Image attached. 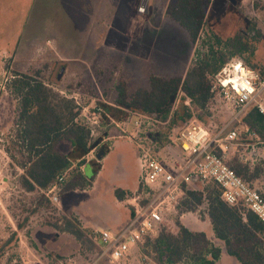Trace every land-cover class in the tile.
Here are the masks:
<instances>
[{
  "label": "rangeland",
  "instance_id": "1",
  "mask_svg": "<svg viewBox=\"0 0 264 264\" xmlns=\"http://www.w3.org/2000/svg\"><path fill=\"white\" fill-rule=\"evenodd\" d=\"M176 1L0 0V264H88L101 247L85 226H109L112 231L124 227L119 219L126 220L124 207L130 208L126 202L123 208L118 206L115 190L136 184L141 170L135 143L147 142L153 150L148 135L161 126L156 123L136 135L133 118L117 104L118 86L131 97L150 87L151 76H184L204 53L203 40L210 28L223 38L242 31L252 51L245 54V63L257 71L264 69V0H236L235 5L232 0H204L205 24L195 43L171 16ZM16 74L45 83L60 107L68 99L74 101L77 120L91 128V142L98 144L89 155L93 163L84 169L87 177L100 170L92 189L65 193L62 183L55 203L47 189L24 187L22 166L28 153L17 135L19 98L11 86ZM262 99L264 103V94ZM193 110L192 117L215 134L232 112L212 97L206 109L193 105ZM110 145L112 151L99 166L97 151ZM56 149L74 156L69 140L59 141ZM161 154L169 159L168 151ZM234 158L231 151L230 166ZM78 162L74 161V170ZM260 167V176L245 182L264 194V164ZM139 187L140 179L129 198ZM207 208L204 201L194 212L180 209L173 221L189 230L196 221L205 228L210 220ZM67 218H78L87 231L82 242L63 231ZM166 228L174 233L175 223ZM144 254L140 245L124 264H152Z\"/></svg>",
  "mask_w": 264,
  "mask_h": 264
},
{
  "label": "trees",
  "instance_id": "2",
  "mask_svg": "<svg viewBox=\"0 0 264 264\" xmlns=\"http://www.w3.org/2000/svg\"><path fill=\"white\" fill-rule=\"evenodd\" d=\"M203 1L177 0L171 10L172 18L188 31L193 43L199 39L205 24ZM203 51L184 76L168 79L151 76L150 87L136 90L131 97L124 86H118L117 104L127 109V118L141 112L150 115L161 126V130L150 134L156 150L168 149L174 137L192 119L185 105L174 109L180 88L192 98L197 109H206L212 97V78L230 60L246 64L245 54L252 52L242 31L223 38L211 28L207 39L203 40ZM258 72L264 79V69ZM11 86L19 98L18 139L28 153L27 162L22 166L24 187L28 191L36 188L48 190L58 176L64 174L63 192L90 188L99 168L87 177L81 167L86 163L85 156L98 144L91 142V128L77 120L79 112L75 111L74 101L68 99L60 107L59 103H54L56 96L45 83L26 74H16ZM242 121L264 138V114L256 106L249 109ZM62 139L70 141L74 156L56 149ZM102 150L107 153L108 149L104 147ZM75 160L79 162L74 170ZM260 166L251 169L237 158L231 163V167L246 182L260 176ZM260 194L264 198V194ZM115 195L119 201L129 199L128 192L120 188L115 190ZM221 195L222 189L213 181L202 190L188 188L180 209L194 212L204 201L207 202L206 215L210 218L215 236L224 242L227 253L241 264H264V223L243 204L230 205L222 200ZM62 229L80 242L87 232L78 218L65 219ZM140 245L152 264H216L221 255V249L204 232L191 231L177 220L174 233L163 228L153 239L142 238Z\"/></svg>",
  "mask_w": 264,
  "mask_h": 264
},
{
  "label": "built area",
  "instance_id": "3",
  "mask_svg": "<svg viewBox=\"0 0 264 264\" xmlns=\"http://www.w3.org/2000/svg\"><path fill=\"white\" fill-rule=\"evenodd\" d=\"M211 93L214 100L224 102L232 110L230 120L216 134L193 115L166 150H156L152 139L153 150L147 142L135 143L141 187L126 201L133 216L116 231L90 230V237L99 244L101 252L88 264H124L142 238L153 239L163 228L175 223L173 220L179 214L186 189L202 190L210 181L222 189V200L230 205L243 204L264 223V198L227 162L229 153L234 151L250 168L264 163V140L242 121L252 106L264 114V79L257 70L233 59L212 78ZM181 102L194 111L192 98L180 88L174 109ZM131 117L138 136L157 123L141 112ZM162 151H168L169 159L164 158ZM64 179V174L58 176L47 190L55 203L59 202L57 192Z\"/></svg>",
  "mask_w": 264,
  "mask_h": 264
},
{
  "label": "crops",
  "instance_id": "4",
  "mask_svg": "<svg viewBox=\"0 0 264 264\" xmlns=\"http://www.w3.org/2000/svg\"><path fill=\"white\" fill-rule=\"evenodd\" d=\"M95 149V148H94ZM94 149H92L89 153H88V155H86V163L81 167V170L83 171V173L85 174V167H86V165L88 164V163H93V158H89V155H91V153H93L94 152ZM112 151V145H110V147H109V149L107 150V153H105V155H104V157L102 158V159H100V160H95V162L96 163H99V166L101 165V162L108 156V154L110 153ZM140 167V166H139ZM99 172H100V170L98 171V173H97V175H96V178H95V180H94V182H93V184H92V186L90 187V188H87V189H83V190H89V189H92L95 185H96V182H97V179H98V175H99ZM139 177H138V180H137V182H136V184H134L133 186H131V187H129V188H126V189H123V188H120V189H123L124 191H126V192H129V191H134V190H136L137 189V187H138V184H139ZM76 190H82V189H75V190H73V191H76ZM71 192V191H70ZM117 199V198H116ZM127 201V200H126ZM126 201H119L118 199H117V203L119 204L118 206L119 207H121V208H123L124 206H122V205H124L123 203L124 202H126ZM124 208H126L127 209V218H126V220H124V219H119L120 220V222H124V224H123V226H125L129 221H130V219H131V210L129 211L128 210V208L127 207H124ZM124 220V221H123ZM207 222L208 221H204V224H207ZM82 223H84V222H82ZM208 224H209V226H207V227H205V228H202L203 227V224H201L200 222H197L196 221V223L193 225V226H191V230L192 231H204L205 233H206V235H207V237H208V239L215 245V246H217V247H219L220 249H221V255H220V258L218 259V261L216 262V264H241L235 257H233V256H231V255H229L228 253H227V251H226V248H225V244H224V242L222 241V240H220V239H218L216 236H215V234H214V232H213V229H212V227H211V222H210V220H209V222H208ZM88 225V224H87ZM85 226V227H90L89 229L91 230L92 228H97V229H102V228H100L99 226H97V225H94V224H90V225H88V226ZM188 227V226H187ZM103 228H106V229H110V227L109 226H103ZM112 230V229H111Z\"/></svg>",
  "mask_w": 264,
  "mask_h": 264
},
{
  "label": "water",
  "instance_id": "5",
  "mask_svg": "<svg viewBox=\"0 0 264 264\" xmlns=\"http://www.w3.org/2000/svg\"><path fill=\"white\" fill-rule=\"evenodd\" d=\"M232 2H235L234 0H232ZM105 152L103 150H98L97 151V158L100 160L104 157Z\"/></svg>",
  "mask_w": 264,
  "mask_h": 264
},
{
  "label": "flooded vegetation",
  "instance_id": "6",
  "mask_svg": "<svg viewBox=\"0 0 264 264\" xmlns=\"http://www.w3.org/2000/svg\"><path fill=\"white\" fill-rule=\"evenodd\" d=\"M235 2H232L234 5L237 3V1L236 0H234Z\"/></svg>",
  "mask_w": 264,
  "mask_h": 264
}]
</instances>
